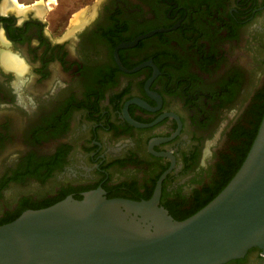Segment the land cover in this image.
I'll list each match as a JSON object with an SVG mask.
<instances>
[{
	"label": "flooded vegetation",
	"instance_id": "af4514ba",
	"mask_svg": "<svg viewBox=\"0 0 264 264\" xmlns=\"http://www.w3.org/2000/svg\"><path fill=\"white\" fill-rule=\"evenodd\" d=\"M43 11L0 0V60L23 53L38 105L0 114V224L99 188L140 200L161 183L171 214L200 206L264 107V0H101L75 28Z\"/></svg>",
	"mask_w": 264,
	"mask_h": 264
},
{
	"label": "water",
	"instance_id": "95a60500",
	"mask_svg": "<svg viewBox=\"0 0 264 264\" xmlns=\"http://www.w3.org/2000/svg\"><path fill=\"white\" fill-rule=\"evenodd\" d=\"M150 199L101 188L0 225V264H223L264 249V116L243 164L207 205L176 219Z\"/></svg>",
	"mask_w": 264,
	"mask_h": 264
},
{
	"label": "clouds",
	"instance_id": "9594fccd",
	"mask_svg": "<svg viewBox=\"0 0 264 264\" xmlns=\"http://www.w3.org/2000/svg\"><path fill=\"white\" fill-rule=\"evenodd\" d=\"M13 56L16 57L19 62H22L25 65L28 64V60L22 52L13 49ZM0 73L10 77L8 80V87L14 98L13 102L0 101V114H3L4 111L12 107H18L24 111L35 110L38 107L35 100H30L27 95L31 84V80L28 79V72L21 74L14 67L9 66L3 60H0ZM20 81H23V83H20ZM61 86L67 87V84H62Z\"/></svg>",
	"mask_w": 264,
	"mask_h": 264
},
{
	"label": "rangeland",
	"instance_id": "374dc122",
	"mask_svg": "<svg viewBox=\"0 0 264 264\" xmlns=\"http://www.w3.org/2000/svg\"><path fill=\"white\" fill-rule=\"evenodd\" d=\"M24 3L35 2L40 4L41 7H45L43 13L46 17L55 20L58 16L64 18L70 13H74L72 18L77 13H83L86 16L95 14L98 10L99 3L101 0H22ZM88 16V17H89ZM51 20V19H50Z\"/></svg>",
	"mask_w": 264,
	"mask_h": 264
},
{
	"label": "trees",
	"instance_id": "16d2710c",
	"mask_svg": "<svg viewBox=\"0 0 264 264\" xmlns=\"http://www.w3.org/2000/svg\"><path fill=\"white\" fill-rule=\"evenodd\" d=\"M263 116H264V107L262 109V111L260 112L259 116H258V121L255 123V128L249 133V136H250V139H249V142H248V145L246 146V149L242 155V158L240 160V162L238 163L237 167L234 169V171L232 172V174L226 178V179H223L222 182L220 183V185L218 186V190H216L210 197H208V199H206L203 203H201L200 206H198L197 208H195L193 211L191 212H188L186 213L185 215L184 214H179V213H172L173 216L176 218V219H179V220H183V219H186L188 218L189 216L195 214L197 211H199L201 208H203L205 205H207L214 197H216L226 186L227 184L231 181V179L235 176V174L237 173V171L239 170V168L241 167V165L243 164L248 152L250 151L251 149V146L256 138V135L258 133V129H259V126L262 122V119H263ZM112 197V196H111ZM64 198V197H63ZM56 202V201H55ZM54 204L53 202L52 203H49L48 205H46L45 207L47 206H50ZM22 213L16 215L15 217H13L12 219H9L8 221L6 222H3L4 224L7 223V222H11L13 221L14 219H16L18 216H20ZM1 225V224H0Z\"/></svg>",
	"mask_w": 264,
	"mask_h": 264
},
{
	"label": "bare ground",
	"instance_id": "6f19581e",
	"mask_svg": "<svg viewBox=\"0 0 264 264\" xmlns=\"http://www.w3.org/2000/svg\"><path fill=\"white\" fill-rule=\"evenodd\" d=\"M85 12L86 11H84L83 13H77L73 17L72 24H74V28L83 24V21L87 18L85 17ZM6 63L9 66L14 67L19 73H23V71L25 70L24 64L22 62H19L16 58L12 56L7 58Z\"/></svg>",
	"mask_w": 264,
	"mask_h": 264
}]
</instances>
